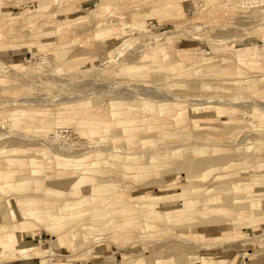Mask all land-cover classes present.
Instances as JSON below:
<instances>
[{"label":"rangeland","instance_id":"374dc122","mask_svg":"<svg viewBox=\"0 0 264 264\" xmlns=\"http://www.w3.org/2000/svg\"><path fill=\"white\" fill-rule=\"evenodd\" d=\"M169 1L0 0V148L13 145L30 147L0 153L1 166L30 173V158L38 156L39 148L45 147L41 142H46L48 138L57 142L63 138L71 139L80 148L79 151L96 150L101 157H107L108 147L115 146L120 156L113 159L108 155L114 161L112 164L101 163L96 174L86 173L89 180L81 186L79 194L74 192L72 182L62 192L46 191L50 185L46 177H53L57 170L53 153L52 161L41 163L43 177L40 176L37 182L31 181L19 193L39 197L40 205H46L45 197L63 201L67 197L90 195L93 193L92 184L107 177L115 185L110 186L105 195L126 191L124 200L110 197L106 205L103 198L98 197L94 204L102 206L99 210L101 217L95 215L91 205L84 206V213L68 224L72 230L76 229L78 236H74L72 231L67 234V246L63 252L57 240L60 233L53 235L41 228L22 233L19 237L23 246L21 252L9 256L0 250L2 264L16 260H21L22 264H64L66 257H70V262L68 260L65 264H93L92 256L105 249L113 254L110 257L107 255L108 260L116 264H126V260H132L130 264H138L142 259L156 256L166 258L167 264H183V258L196 260L203 256L202 249H217L220 246L226 249L237 246L230 264H254L255 259L264 254V142H259L264 140V108L260 106L264 103V59L261 58V62L255 65L250 57L240 60L236 52L261 43L259 46L263 45L264 53V40L260 38L264 34V5L242 6L237 0H172L173 4L167 6ZM124 25H128L125 27L127 30L121 28ZM131 25H137V28ZM106 26L118 28L97 35ZM172 35L174 41L168 42L167 56L163 57L160 53L154 60L151 46L171 39ZM126 38H131L130 44L117 54L116 46ZM212 38L224 40L217 43ZM111 52L114 57H110ZM250 52L247 50L245 53ZM13 62H17V66ZM124 63L132 68L121 69ZM210 65H217L218 69L196 72V68ZM248 76L252 80L246 81ZM225 78L237 81L224 82ZM95 79L99 82L97 86L94 85ZM239 79L244 80L240 82ZM130 87L133 89H128ZM95 88L105 93H97L99 91ZM127 89L130 98L126 94L129 92ZM137 89L144 96L146 91L151 92L150 89L157 91L148 95L153 97L155 109L128 108L124 103L119 106L124 112L114 116L111 101H127ZM163 90L177 94L178 99L174 100L178 105L184 104L189 108L182 122H177L175 118L177 105L168 115L157 108L156 99L162 97ZM123 91H126L125 94L121 93ZM136 92L138 90L134 91L132 98ZM209 97L229 99V103L225 104L228 109L223 111L225 116L212 106L209 107L211 115H196L199 124L195 125L193 115L196 111L190 108L191 103L203 102ZM21 100L26 102L19 103ZM208 103L214 104L215 101ZM18 108L27 112L20 113L19 121L14 123L10 111ZM69 115L73 118L55 122ZM129 118H134L129 122L131 129L124 130L125 123L118 120ZM43 120L50 122L47 132L40 129L45 128ZM90 125L98 130L84 132L83 129ZM184 130L192 131V135H200L207 141L211 153L208 156L219 157L216 163L203 161L193 168L200 171L209 165L217 166L208 178L195 181L198 184L196 188L189 187L187 190V197L197 201L193 209L195 212H172L174 218L169 220L166 214L156 217L142 207H126L130 204L127 202H134L128 195L162 192L164 189L173 193L168 205L184 206V199L179 200L176 191L182 190L188 183L189 168L184 167L185 163L198 159L191 152L193 144L190 143L194 137H185ZM242 134H245L244 141ZM255 141L256 144L259 142L258 148L252 143ZM177 144L183 146L182 151H188L187 155H171V149ZM239 145H245V148L239 150ZM247 145H252V149H248ZM127 151L137 156L144 153L147 157L154 153H166L167 156L158 157L163 163L160 167H151L147 175L135 177L131 176L134 171L123 164L129 161L125 157ZM9 158L15 159V163H8ZM79 174L77 171L75 176ZM235 183L238 187L232 186ZM17 193L0 194V202ZM203 205L211 207L202 208ZM209 208L212 210L203 216L201 210ZM146 221L153 226L144 228ZM222 225L225 226L224 231H207L208 227ZM218 233L223 236L215 238ZM99 234L105 236L99 239L101 242L97 239ZM46 248L48 252L44 251ZM70 252L77 254L66 256ZM209 255H213L212 252ZM173 257H176V262ZM42 259H47V262L43 260L40 263Z\"/></svg>","mask_w":264,"mask_h":264},{"label":"bare ground","instance_id":"6f19581e","mask_svg":"<svg viewBox=\"0 0 264 264\" xmlns=\"http://www.w3.org/2000/svg\"><path fill=\"white\" fill-rule=\"evenodd\" d=\"M56 1L59 2V0H56ZM237 2L240 3V5H242V6H248V5L256 6V4L264 5V0H237ZM172 4H173V2H172V0H170L169 4H167V6H171ZM127 26L128 25H124L121 28L127 30L125 28ZM131 26L137 28V25H131ZM195 27H197V29H200V26L197 25V24H195ZM117 28L118 27H116V26H106V27L102 28L101 31H98L97 35H103V34H106L108 32H112L114 30H117ZM179 34H180V32H179ZM260 38H261V40H264V34H261ZM130 39L131 38H126L123 42H121L118 46H116L117 54H121L122 51L124 50V48L128 47V45L131 42ZM212 39H213L214 42H217V43H220V42L222 43L223 40H224V39L215 40L214 38H212ZM166 41H167V43H166ZM173 41H174V38H173V35H172L171 39L167 38V40L166 39L163 40V41L161 40L160 42L153 44L151 46L153 48V53H154L153 59L157 60L156 57H158L160 53L162 54L163 57H166L167 56V47H168L169 43H172ZM260 44H255L252 47L246 48V49H238L236 52L239 55V59L240 60H244L245 57L246 58L250 57L249 59H250L251 63H253L255 65L259 64L261 62L260 59L261 58L264 59V53L262 51L263 50V45L261 47V46H259ZM247 50H250L251 52L246 54L245 52ZM138 52L140 53L141 50H139ZM110 57H114L113 52L110 53ZM204 58H205V56H204ZM154 63H156V62H154ZM12 64L17 66L18 63L17 62L16 63L13 62ZM219 64H221V63H219ZM217 65L199 67V68H196V72H199L201 70L208 71V70H212L214 68L218 69ZM109 66H111V65L109 64ZM139 67L140 66H138V68ZM129 68H132V67L128 63H124L123 66L121 67V69H129ZM219 69H220V67H219ZM154 78H155V76H154ZM102 80L105 81V83H107V84L109 82V80H108V82L105 79H102ZM243 80L244 79H239L240 82L243 81ZM245 80L246 81H250V80H252V77L248 76V77L245 78ZM233 81L236 82L237 79L225 78V80H224V82H233ZM90 82H91V79H90ZM95 82H96V79H95ZM100 82H102V81L100 80ZM120 82H121V84L123 83L122 81H120ZM120 82H119V84H120ZM92 83H94V82H92ZM97 83L99 84V82H96V84L94 83V85L97 86L98 85ZM127 83H131V82H127ZM89 85H88V87H89ZM124 85L127 86L126 83ZM132 85H135V84H132ZM118 86H120V85H118ZM146 86H149V85H146ZM151 86L153 87V86H156V85H150L149 87H151ZM136 87H137V85H136ZM106 88L107 87H105V89ZM117 88L118 87H116L115 89H117ZM122 88L124 89V87H122ZM192 88H194V87H192ZM87 89H89V88H87ZM87 89H86V91H87ZM128 89H133V88L130 87ZM134 89H135V87H134ZM93 90H94V88L91 91H93ZM111 90H113V89H111ZM125 90H126V87H125ZM137 90H138V93L136 92L135 97L132 98V96H133L132 94L134 93V91H137ZM137 90L133 91V93L131 94V99H128L127 101L112 100L111 104H110L111 113L114 116L117 115V114L123 113L124 111H122V110L120 111L119 106L121 104H124V103H126L129 106L128 108H133L134 106H140L144 111H146V110H154L155 109V107H154L155 106L154 105V99H153L152 96L148 97L149 93L151 95V92H153L154 90L152 89L153 90L152 91L150 89L151 92H149V90L146 91L148 94L145 93L146 94L145 96L142 94L143 93L141 91L142 89L140 90L142 93L139 92V89H137ZM89 91L90 90H88V92ZM97 91H99V90H97ZM163 91L165 92V90H163ZM107 92H109V90ZM117 92H119V91H117ZM125 92L123 91L121 93L125 94ZM156 92L157 91H155L153 93L155 94ZM92 93H94V92H92ZM97 93H102V91L101 92L99 91ZM104 93H102V94H104ZM129 93H130V91L126 93L127 96H128ZM94 94H96V92ZM107 94L109 95L110 93H107ZM184 94H183V96H184ZM193 95H194V93H193ZM121 96H126V95H121ZM159 96H161V95H159ZM185 96L188 97V95H185ZM236 96H238V95H236ZM113 97L114 96H112L111 98H113ZM116 97H119V96L117 95ZM234 97H235V95H234ZM121 98H123V97H121ZM128 98H130V94H129ZM174 99H178L177 94L171 93V92H165L162 95L161 98L156 99L158 101V103H157L158 107L157 108L159 109V111L161 113L168 115V114L172 113L171 112L172 108H174V106L177 105L176 106L177 109H176V112H175V114H176L175 118H176L177 122H182L184 120L185 115L189 112V108L186 105H184V104L183 105L182 104L178 105L177 101H175ZM182 99H184V98H182ZM188 99H190V98H188ZM203 99H201V100H203ZM236 99H238V98H236ZM212 100L215 101L214 104L213 103H208L209 101L212 102ZM228 101H229V99H224V98H219V97H214V98L209 97V98H207L206 101H203V102L193 101L191 103V107L190 108H192V109H194L196 111L194 113V115H193L194 124L195 125L199 124L196 115H198V114H203L205 116L211 115L212 109L209 108V107H212V106L215 107V109L217 110V112L220 115L225 116L223 114L224 113L223 111L228 109V107L226 106L227 105L226 103ZM234 101H235V99H234ZM234 101H232V102H234ZM236 101H238V100H236ZM239 101H241V100H239ZM25 102L26 101L21 100L19 103H25ZM36 102L34 101V103H36ZM250 102H251V100H250ZM203 103H205V104H203ZM252 103H253V101H252ZM252 103H250V104H252ZM239 105H241V104H239ZM260 106L262 108H264V103L263 104L261 103ZM231 108H233V107L231 106ZM23 112L24 113L27 112L26 109H21V108L19 109L18 108V109H14V110L10 111V115H11V118L14 120L13 121L14 123L19 121L18 116L20 115V113L22 114ZM64 118L65 119H72L73 116H70V115L69 116H63V117H61L59 119H56L55 122L56 123H61V122L64 121ZM248 119H249V117H248ZM132 120H134V118L120 119V120H118V122L125 123L124 127H123L124 130H129V129H131V125H129V122H131ZM86 121L87 122H92V121H89V120H86ZM49 123H50L49 120H43V124L42 125H44L45 128L40 127L42 125H40L38 127H40L41 130L47 132V131H49L47 129V125ZM97 130H98V128L96 126H92V125H90L87 129H83L84 132H91V133H93L94 131H97ZM209 130L210 129H208V131ZM197 131H199V130H197ZM205 131H207V130H205ZM215 131H217V130H215ZM191 132L189 130H184L183 135L185 137L190 136V139L192 138V136L194 137V140L192 141V143H190V144H193L192 147H191V152L198 159H193L191 161H187L186 163L184 162L185 163L184 167L189 168V169H187V180H188V183H187V186L185 188L183 187L182 190L176 191L177 194H178L177 196H180L179 200L184 199L183 200L184 201V206L171 207L170 205H168L170 203V200H172L173 193L171 191H168V190L164 189V191H162V192H153V193L128 195L129 199L131 198L132 200H134V202L133 203L131 201L127 202V203H130V204H126L125 205L126 207L131 208L132 206L133 207L134 206H139V207H142L143 210L146 209L148 214H154L156 217H160V216H162V214H166L165 216L169 220H172L174 218L173 215L171 214L172 212L173 213L177 212V214L178 213L179 214H184V213H187V212H191V213L195 212V210H193V209L195 208L197 201L194 198H190V197L188 198L187 197V190H188L189 187H192L193 189L196 188V186L198 184H196L195 181L199 180V179L208 178V176L210 175L211 171L213 169H215L217 166L214 165V164L213 165H209V166L205 167L203 170H200V171H195L193 168L196 167L197 165H200V163H203V161H207V162L209 161V162H215L216 163V161L219 159V157H217V156H208L211 153L209 152V144L207 143V141L204 138L200 137V135H192ZM233 134H235V133H233ZM253 134H255V133H253ZM257 134L258 133H256V135ZM242 135H244L242 137L243 141H244L245 134H242ZM238 137H240V136H238ZM45 141L46 142H41L42 144L45 145V147L39 148L40 150H38V153H37L38 156H34L33 155V157L30 158V163L32 165V170H31L30 173L19 171L18 169H14V168H3L1 166V163H0V194H10V192H14V191L18 192L15 196L8 195L3 202H0V250H3L6 253V255H9V256L14 255L16 252H21L20 249L23 246L21 245L22 244L21 241H19V237H21L23 235L22 234L23 232L31 231V230H35L36 231L37 229H41V228H44L46 231H48V233H52L53 235H55L56 233H60V236L57 238L58 243L60 245H62V246H67L66 243H65L66 236H67L68 233L70 234L71 231H72V228H71L72 226H69L68 224L72 220L76 219L78 216H80L81 214L84 213V211L86 210V208H84V206L91 205L90 208H92L93 210L96 211L95 215L101 217L102 213H99L100 212L99 210L102 209V206L94 204V202L98 199V197H100V198L102 197L103 198L102 201L104 202V205L107 204V202L110 200L109 199L110 197H115V198H117V200H121V201L124 200V198H126V195H125L126 191H125V193L120 192V191L113 192V194H112L113 196L112 195H105L104 192H106V190L108 188H110V186L114 187V185H115V183L112 182V179L108 178V177L106 179L102 178L101 180L97 181L96 183H93L92 186H91V188L93 189V193H91L90 195H87V194L83 195L82 194V195H79L77 198L67 197L63 201H56V200H54L51 197H45L44 203L46 205H40L41 201H40L39 197H34V196H30V195L20 194L19 192L21 190L27 188L30 185L31 181L37 182V180L40 179V176L43 177L44 174L42 175L41 172H42L44 167H42L41 163H43L44 160H45V163H46V161L47 162L52 161V156H53L52 153L56 157L55 166H56L57 170L55 171V174L53 175V177H46L47 181L50 183V185L46 188V191L47 192H52V191L62 192V190L68 185V183L72 182V185H73V188H74V192L76 194L80 193V191L82 190L81 186L85 185L86 182L89 180V179L86 178V175H85L86 173H94V174H96V171L98 170L97 167H99L98 165H100L101 163H103L104 165L112 164L114 161H112V159H109L108 155L112 156L110 158H113V159H115L118 156H120L119 153H117L119 151V149L117 147H115V146H109L108 147V155H107V157H105V156L101 157V155L97 154L96 150L92 151V149H88V150H85V151H79L80 148L78 146L76 147V143L74 141H72L71 139H68V138H63L60 142H57V141H55L53 139L49 140V138H48V140L45 139ZM235 142L238 143L237 141H235ZM259 142L263 143L264 140H261ZM259 142L257 144H256V141L252 142V143L256 145V148H258L259 147ZM239 143H240V141H239ZM187 144H184V145H187ZM226 144H229V143H226ZM180 145H178L177 147H173L171 149V155L172 156L187 155L188 151H182V147L183 146L181 147ZM251 146L252 145H247V148L250 149ZM27 148H30V147H21V146H18V145H13V146H10V147L6 146V147L0 148V153L16 152V151H19V150H26ZM189 148H190V146H189ZM238 148H239V150L241 148L244 149L245 145H239ZM242 150H241V152H242ZM260 150H262V149H260ZM260 150H258V151L260 152ZM46 151H47V154H44ZM237 152H239V151L237 150ZM161 155H163L164 157L167 156L166 153H163V154L154 153L152 155L150 154L147 157L146 154L144 153V154H141V156L139 155L140 156L139 157V156H137L136 153H132V152L127 151L125 157L128 158L127 160H129V161H125L123 164L125 165V167H127V168L131 169L132 171H134V172H132L131 176H135V177L144 176V175L148 174V172H149L151 167H160L161 165H163V163L161 164L160 159L158 158ZM240 156H242V155H240ZM242 157H244V156H242ZM248 157L250 159H252V157H250V156H248ZM15 161L16 160L13 159V158H9L8 159V163H10V164L15 163ZM48 166H50V165H48ZM77 171L80 172L78 177L75 176ZM179 171H181V170H179ZM124 182H123V184H124ZM215 186L217 187L218 184L215 185ZM232 186L238 187L237 183H235ZM213 188H215V187H213ZM210 189H212V188H210ZM125 190H127V189H125ZM230 190H228V191H230ZM127 191H129V190H127ZM226 200H227V198H226ZM53 201H56V203H53ZM203 207L205 208V207H211V206L203 205L202 208ZM210 210H212V209L209 208L208 210H201V213H202L203 216H205L207 214V212L210 211ZM39 225H42V226H39ZM152 226H153V223H151L150 221H146V225L144 226V228H146V227L149 228V227H152ZM224 227L225 226H223V225L220 226V227H215V228L214 227H212V228L208 227V230H223ZM222 236H223V234L218 233V234L215 235V238H221ZM104 237L105 236L99 234L97 239L99 240V239L104 238ZM256 237H258V236L256 235ZM260 249H262V247ZM44 251L48 252L49 249L46 248ZM46 254L47 253H45V255ZM108 257H110V256L108 255ZM175 258L176 257H173L174 262H176ZM43 260L45 262H47L46 261L47 259L46 260L42 259L40 263H43L44 262ZM2 261L3 260L0 258V264H2ZM131 261L132 260H126L125 263L126 264H130ZM47 264H57V263L53 262V263H47ZM99 264H116V263L114 261L108 260L107 262H101ZM138 264H167V261H166V258H160V257L156 256V257H153V258L142 259V260H140L138 262ZM254 264H264V261H260V260L255 259Z\"/></svg>","mask_w":264,"mask_h":264},{"label":"crops","instance_id":"0c3cea01","mask_svg":"<svg viewBox=\"0 0 264 264\" xmlns=\"http://www.w3.org/2000/svg\"><path fill=\"white\" fill-rule=\"evenodd\" d=\"M207 231H208V229H207ZM220 231H224V229L220 230ZM72 232L74 233L73 234L74 236H78V232L76 231V229L72 230ZM101 241L102 240H98V242H101ZM64 247H66V246H61L60 247L61 252H63V248ZM222 248H224V247L220 246L217 249H202L201 255H203V256L197 258L196 260L190 259L189 257L188 258H183L185 260H183L182 263L183 264H230V262H231V260L233 258V254H235V252H237V246H234V247L232 246L229 249L228 248L227 249L226 248L222 249ZM211 252H212L213 255H209V254H211ZM76 254H77L76 252H70L66 256H71V255H76ZM107 255L113 256L112 253H107V249H105L103 251H99L97 254H94L92 256V258H91L93 260V262H94L93 264H99L101 262H107L108 261ZM24 258H28V257H24ZM102 258H103V260H101ZM69 259H70V257H68V258L66 257V260L63 261L64 264ZM74 260L75 259H73L71 261H74ZM257 260L264 261V254L261 253V255H259L257 257ZM90 261L91 260L89 259L88 262H90ZM68 262H70V260ZM6 263L7 264H22V261L21 260L20 261L16 260V261H8Z\"/></svg>","mask_w":264,"mask_h":264}]
</instances>
